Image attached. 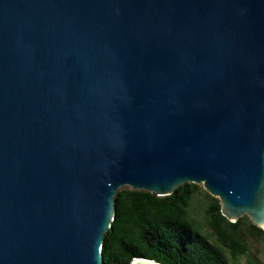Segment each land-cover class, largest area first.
Masks as SVG:
<instances>
[{
    "label": "water",
    "instance_id": "95a60500",
    "mask_svg": "<svg viewBox=\"0 0 264 264\" xmlns=\"http://www.w3.org/2000/svg\"><path fill=\"white\" fill-rule=\"evenodd\" d=\"M186 184L264 232V0H0V264H103L121 188Z\"/></svg>",
    "mask_w": 264,
    "mask_h": 264
},
{
    "label": "trees",
    "instance_id": "16d2710c",
    "mask_svg": "<svg viewBox=\"0 0 264 264\" xmlns=\"http://www.w3.org/2000/svg\"><path fill=\"white\" fill-rule=\"evenodd\" d=\"M197 188L186 184L163 198L119 190L114 220L103 237L104 264H128L134 257L159 264H227L223 251L232 259L245 257L246 264H255L243 242V220L229 223L216 199L206 209L205 219L216 245L207 243L201 225L187 213ZM247 228L252 235L264 234L250 222Z\"/></svg>",
    "mask_w": 264,
    "mask_h": 264
},
{
    "label": "rangeland",
    "instance_id": "374dc122",
    "mask_svg": "<svg viewBox=\"0 0 264 264\" xmlns=\"http://www.w3.org/2000/svg\"><path fill=\"white\" fill-rule=\"evenodd\" d=\"M189 185H194L198 188L193 193L192 201L187 209V213L190 218L196 220L198 224L201 225L202 236L206 239L207 243L210 245H216L215 239L212 236V233L209 230L205 221L206 209L210 206L212 199L215 198H212L209 194H207L201 185ZM120 190L130 189L123 187ZM241 220H243L241 226L243 242L247 247V253L249 257L254 260L255 264H264V234H250L247 228V222H250L249 219L246 216H243L238 221ZM223 255L226 259L227 264H246L245 257H237L236 259H232L226 251H223Z\"/></svg>",
    "mask_w": 264,
    "mask_h": 264
},
{
    "label": "clouds",
    "instance_id": "9594fccd",
    "mask_svg": "<svg viewBox=\"0 0 264 264\" xmlns=\"http://www.w3.org/2000/svg\"><path fill=\"white\" fill-rule=\"evenodd\" d=\"M103 264H104V260H103Z\"/></svg>",
    "mask_w": 264,
    "mask_h": 264
}]
</instances>
